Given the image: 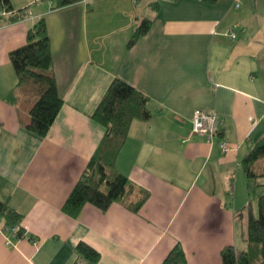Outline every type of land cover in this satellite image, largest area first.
<instances>
[{
  "label": "crops",
  "instance_id": "0c3cea01",
  "mask_svg": "<svg viewBox=\"0 0 264 264\" xmlns=\"http://www.w3.org/2000/svg\"><path fill=\"white\" fill-rule=\"evenodd\" d=\"M12 3L29 15L0 17V199L22 215L25 234L0 216V264H87L80 242L100 252L96 264H162L178 243L188 264H224L223 249H245V209L255 210L241 162L264 139V0ZM42 17L64 99L43 138L25 127L37 95L18 86L10 59ZM145 18L149 32L128 48ZM116 77L152 113L132 122L116 160L136 187L106 211L88 203L72 217L63 205L105 135L91 115ZM196 109L223 121L210 141L193 135ZM222 140L236 149L224 153Z\"/></svg>",
  "mask_w": 264,
  "mask_h": 264
},
{
  "label": "trees",
  "instance_id": "16d2710c",
  "mask_svg": "<svg viewBox=\"0 0 264 264\" xmlns=\"http://www.w3.org/2000/svg\"><path fill=\"white\" fill-rule=\"evenodd\" d=\"M79 1L81 0H58L57 7L69 6ZM202 1L215 4L218 0ZM12 2L13 0H0V11L8 14L10 22L22 20L29 15L28 8L15 9ZM153 4L158 5V1ZM151 24L152 21L147 18L141 21L128 41V48L149 32ZM10 59L18 77V86L31 89L37 95L30 107V118L25 127L39 137H46L64 105V99L52 70L51 39L44 17L29 29L26 44L10 52ZM147 103L148 97L127 80L120 77L112 80L91 115L104 127V138L64 203L65 213L77 217L88 203L106 211L114 202L126 201L127 196L135 189L136 186L129 178L116 169V160L127 140L132 122L135 119L151 118L152 113ZM241 165L249 180L255 181L256 186H264V139L254 144L242 159ZM143 192L141 198L128 204L133 211H139L147 199L148 191ZM0 216L5 219L8 227L16 228L17 238L24 236L22 215L8 201L1 199ZM245 243L246 248L242 250H237L235 246L223 249V263L264 264V194L258 199V213L252 209L248 212ZM77 252L87 264H96L101 257L99 251L85 242L77 245ZM162 264H188L180 243L170 250Z\"/></svg>",
  "mask_w": 264,
  "mask_h": 264
},
{
  "label": "built area",
  "instance_id": "2783aa9c",
  "mask_svg": "<svg viewBox=\"0 0 264 264\" xmlns=\"http://www.w3.org/2000/svg\"><path fill=\"white\" fill-rule=\"evenodd\" d=\"M239 6V4H238ZM1 15H5L6 12L0 11ZM229 35L236 39L238 32L235 29H232ZM223 125L222 119L218 116L217 113H211L203 109H196L193 114V135L204 136L207 140H212L220 131V127ZM221 148L224 153L229 152L233 149L227 141L222 140ZM11 230L15 235L16 228L7 227V231Z\"/></svg>",
  "mask_w": 264,
  "mask_h": 264
},
{
  "label": "rangeland",
  "instance_id": "374dc122",
  "mask_svg": "<svg viewBox=\"0 0 264 264\" xmlns=\"http://www.w3.org/2000/svg\"><path fill=\"white\" fill-rule=\"evenodd\" d=\"M252 184V192H251V197H250V200H251V203H252V205H253V208H254V210H255V213L257 214L258 213V199H257V197H259V195L264 191V190H262V191H260L259 189L260 188H262L263 186H256V184H255V181H253L252 180V182H251ZM256 190H258L257 192H256ZM246 213H248V211H249V208L247 207L246 209ZM240 218V217H239ZM245 234H246V231H245Z\"/></svg>",
  "mask_w": 264,
  "mask_h": 264
}]
</instances>
